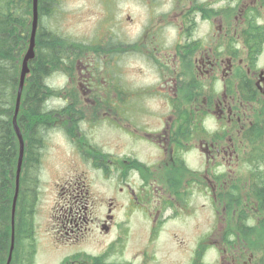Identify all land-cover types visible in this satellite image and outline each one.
Returning a JSON list of instances; mask_svg holds the SVG:
<instances>
[{
	"label": "flooded vegetation",
	"instance_id": "flooded-vegetation-1",
	"mask_svg": "<svg viewBox=\"0 0 264 264\" xmlns=\"http://www.w3.org/2000/svg\"><path fill=\"white\" fill-rule=\"evenodd\" d=\"M10 1L28 34L33 0ZM69 1L38 0L44 48L60 17L103 26L58 46L42 98L62 105L40 109V140L29 85L19 119L31 163L33 141L70 151L59 264H264V0Z\"/></svg>",
	"mask_w": 264,
	"mask_h": 264
},
{
	"label": "trees",
	"instance_id": "trees-1",
	"mask_svg": "<svg viewBox=\"0 0 264 264\" xmlns=\"http://www.w3.org/2000/svg\"><path fill=\"white\" fill-rule=\"evenodd\" d=\"M27 16L26 10L14 15L11 12V1L0 0V264H6L11 246L12 205L19 158V143L13 128V116L21 61L29 43L30 29L27 34L26 27L29 21ZM43 37V33L39 31L37 56L31 64V74L26 82V87L30 86L29 101L33 110L34 137H38L39 140L43 126V123L39 121L45 116L40 114V109L46 105V99L42 98L43 92L46 91L49 94L54 92L46 85L45 72L50 75L59 71V62L64 53L58 49V46L71 43L64 36L50 30L46 49L43 47ZM43 61H46L49 68L44 67ZM25 98L26 88L19 117L21 120L25 115L27 105ZM20 127H24V122ZM24 138L27 141L25 135ZM32 147L38 152L42 145L40 142L33 141ZM30 156L26 147L15 216V251L11 264H34L33 253L25 256L21 254L24 241L34 239L31 220L36 212L39 195L36 188H30L28 185L29 177L35 170V165H33L35 162H30Z\"/></svg>",
	"mask_w": 264,
	"mask_h": 264
},
{
	"label": "rangeland",
	"instance_id": "rangeland-1",
	"mask_svg": "<svg viewBox=\"0 0 264 264\" xmlns=\"http://www.w3.org/2000/svg\"><path fill=\"white\" fill-rule=\"evenodd\" d=\"M83 4V0H70L68 7L72 11H77L78 7ZM56 20L57 26L60 27V32L69 40L71 39V41H80L88 37V40H90L92 39L93 33L97 30L95 26H97V28L103 26L102 22L90 21L89 18L82 20L75 17H70L69 19L60 17ZM45 77H48V75H45ZM52 78V81L55 82V87L58 88L62 84V76L56 75ZM61 105L62 103L60 104L58 101L48 100L45 106L61 107ZM102 132L104 138H106V131L103 130ZM50 139L47 149L41 147L38 150L41 159L46 150V158L43 163L40 161L35 164V170L32 173L36 181H39V178H41L40 184L34 187L38 191L41 186L40 202L31 220L34 239L24 241V245L21 246L23 250V253H21L22 255L25 256L33 253L34 264H59L66 255L65 249H62L63 251H56L53 247L56 243L60 242L59 237L61 238L57 230L59 197L56 196V193L54 194V183L62 177V173H65L66 167L69 166L68 164L71 162L69 156L70 151L69 148L64 145V142H61L57 136L53 135ZM103 141L106 140L103 139ZM93 177L97 179L98 185L95 184L94 186V184H92V186H94L92 189L103 198L106 194L108 185L103 179L98 180L95 173Z\"/></svg>",
	"mask_w": 264,
	"mask_h": 264
},
{
	"label": "water",
	"instance_id": "water-1",
	"mask_svg": "<svg viewBox=\"0 0 264 264\" xmlns=\"http://www.w3.org/2000/svg\"><path fill=\"white\" fill-rule=\"evenodd\" d=\"M37 29H38V0H34L33 5V28H32V34L30 39V47L27 51L23 64H22V70H21V76H20V84L17 92V99H16V107H15V114L13 118V124L16 131V134L18 136L19 142H20V154H19V160H18V168H17V176H16V193L14 197L13 202V211H12V246L10 250V255L8 259V263L10 264L12 261V254L14 250V243H15V212H16V205L19 195V187H20V175L22 171L23 166V159H24V140L20 131V128L17 123L18 114L20 111L21 106V100H22V93L24 89V84L27 75L30 73V62L35 58V47H36V35H37Z\"/></svg>",
	"mask_w": 264,
	"mask_h": 264
}]
</instances>
